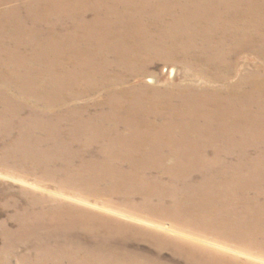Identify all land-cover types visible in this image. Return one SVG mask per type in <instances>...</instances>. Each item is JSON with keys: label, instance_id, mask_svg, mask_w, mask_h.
<instances>
[{"label": "bare ground", "instance_id": "bare-ground-1", "mask_svg": "<svg viewBox=\"0 0 264 264\" xmlns=\"http://www.w3.org/2000/svg\"><path fill=\"white\" fill-rule=\"evenodd\" d=\"M0 159L191 241L33 198L6 232L33 264H244L222 244L264 250V0H0Z\"/></svg>", "mask_w": 264, "mask_h": 264}, {"label": "rangeland", "instance_id": "rangeland-1", "mask_svg": "<svg viewBox=\"0 0 264 264\" xmlns=\"http://www.w3.org/2000/svg\"><path fill=\"white\" fill-rule=\"evenodd\" d=\"M171 66L173 65L155 62L149 67L147 75L155 76L159 81L157 86H162L165 82L161 78H168L166 71ZM177 68L178 74L167 80L168 82L177 83L182 81L183 72H181V66L178 65ZM133 81L136 83L135 79ZM87 191L88 189L86 188L73 186L64 177L56 175L45 167L37 170H20L14 165L2 163L0 159V264H33L35 252L37 251L28 244V241H30L33 245L31 239L22 236L14 238L6 236V232L11 233L17 228V222L13 218L14 209L16 207H25L33 198H43L49 202L47 205L61 204L71 206L92 216L104 218L107 222L112 221L147 232H159L165 238H170L180 243L189 241L183 237L146 225L148 222L155 223L159 221L154 220L145 211L144 207L139 208L132 204L133 202L140 203V205L144 204L142 197L133 199L129 196L128 199V196L124 193L97 196ZM152 203L155 202L153 201ZM159 225L168 227L161 223ZM171 225L175 227V225ZM220 242L225 243L223 241ZM196 244L201 246L199 242H196ZM128 245L130 248H140L145 252L156 251L153 248L151 250L147 243L141 241L136 243L130 240ZM222 246L241 254L240 257L230 254L226 255L232 260L240 261L244 264H264V250L237 244H222ZM219 256L221 257V255Z\"/></svg>", "mask_w": 264, "mask_h": 264}]
</instances>
